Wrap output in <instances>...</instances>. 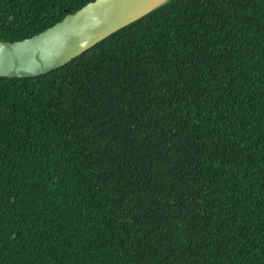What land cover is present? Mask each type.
<instances>
[{
  "label": "trees",
  "instance_id": "trees-1",
  "mask_svg": "<svg viewBox=\"0 0 264 264\" xmlns=\"http://www.w3.org/2000/svg\"><path fill=\"white\" fill-rule=\"evenodd\" d=\"M89 1L0 0V39ZM0 264H264V0H170L0 77Z\"/></svg>",
  "mask_w": 264,
  "mask_h": 264
},
{
  "label": "water",
  "instance_id": "water-1",
  "mask_svg": "<svg viewBox=\"0 0 264 264\" xmlns=\"http://www.w3.org/2000/svg\"><path fill=\"white\" fill-rule=\"evenodd\" d=\"M170 0H92L20 40L0 39V77H35L70 62Z\"/></svg>",
  "mask_w": 264,
  "mask_h": 264
}]
</instances>
